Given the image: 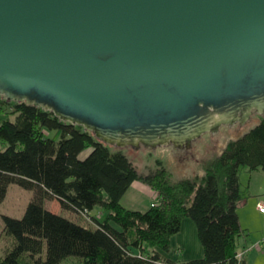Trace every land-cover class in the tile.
Returning <instances> with one entry per match:
<instances>
[{
    "label": "water",
    "instance_id": "95a60500",
    "mask_svg": "<svg viewBox=\"0 0 264 264\" xmlns=\"http://www.w3.org/2000/svg\"><path fill=\"white\" fill-rule=\"evenodd\" d=\"M0 96L184 164L264 117V0H0Z\"/></svg>",
    "mask_w": 264,
    "mask_h": 264
},
{
    "label": "trees",
    "instance_id": "16d2710c",
    "mask_svg": "<svg viewBox=\"0 0 264 264\" xmlns=\"http://www.w3.org/2000/svg\"><path fill=\"white\" fill-rule=\"evenodd\" d=\"M4 102L0 96V108ZM12 112L15 120L0 123V203L10 183L34 194L21 218L2 214L12 242L0 264H248L246 253L238 256L240 171H264V117L230 138L201 176L173 181L161 161L140 172L121 148L52 111L15 101ZM53 129L58 138L48 135ZM135 180L158 193L147 209L121 201ZM50 198L96 223L48 209ZM186 217L197 226L201 258L181 260L172 242Z\"/></svg>",
    "mask_w": 264,
    "mask_h": 264
},
{
    "label": "rangeland",
    "instance_id": "374dc122",
    "mask_svg": "<svg viewBox=\"0 0 264 264\" xmlns=\"http://www.w3.org/2000/svg\"><path fill=\"white\" fill-rule=\"evenodd\" d=\"M14 102V100L5 99L4 104H2L3 108H0V123H2V121L5 119L15 120L16 114L12 112L14 108ZM258 118L260 120L261 116L255 117L256 120ZM253 125L254 123L248 125L246 128H250ZM221 131H223L224 135L219 137L217 140L213 138L211 133L203 134V136L195 143V146L189 150L195 159L189 157V162L179 165L175 163L176 160H173L172 156L170 155L171 147H164V152L163 147L158 148L156 151H150L148 149L137 150L130 146L121 149L130 157L140 172L148 173L155 170L159 166V161H161L162 165L168 171H170L172 180L177 181L182 178L195 177L198 175L201 176L204 173L205 163L212 157L219 154L220 151H222L223 145L226 143V141L234 137L229 126H223ZM47 133L51 137H59V133L55 129L49 130ZM115 148L116 147L112 146V149ZM248 173L249 171L246 169V167H243L240 171L241 188L244 192L245 199L252 200L257 196H264V171L259 173L262 174L261 177L255 173L252 177V180L250 179ZM138 184L139 181H136L134 186H137ZM134 186L129 188L122 199L125 205L134 209L144 210L152 205L154 201H157L158 193L155 189L154 191L156 196L152 201V198L148 192L143 189L136 190L137 188L135 189ZM253 190L257 192L252 194ZM33 194V190L24 188L18 183H10L8 185L7 194L4 200L0 203V256H4L6 254V251L12 242V237L4 232V221L2 214L21 218L24 215L26 207L32 199ZM46 206L52 211L71 215L81 221L96 223L94 216H89V220L82 213L72 212L62 208L60 202L56 198L47 199ZM97 212L98 210L94 214L99 215ZM251 220L254 221L253 219ZM252 225H254L253 230H251L248 235L241 236L239 238V248L241 251H244V253H248L250 246L254 244V248L250 252L249 256H247V261L249 260L250 264H264V251L256 246L257 240H255L257 239L255 238L256 235L261 233V230L264 231V221L260 220L258 223L255 222ZM175 236H177V234ZM249 236H251V238H249ZM246 237L247 239H245ZM172 242L175 244V241ZM174 246H176V244Z\"/></svg>",
    "mask_w": 264,
    "mask_h": 264
},
{
    "label": "crops",
    "instance_id": "0c3cea01",
    "mask_svg": "<svg viewBox=\"0 0 264 264\" xmlns=\"http://www.w3.org/2000/svg\"><path fill=\"white\" fill-rule=\"evenodd\" d=\"M256 123H254V124H256ZM238 127L239 126H234V127H230V128L232 130V129H236ZM247 129H249V128L243 129L240 133H237V135L235 137H237L239 134L243 133ZM235 137H232V138H235ZM226 143H227V141H226ZM226 143L223 145V148L225 147ZM88 152H89V150H85L84 152L81 153V156L85 157L88 154ZM246 169H248V168H246ZM248 171H249L248 175L250 176L251 180H252V177L255 173H256V175H258L260 177L262 176V174H259L262 172V170H260V169H256V170H252V171L248 169ZM136 181H139V184L137 186H134ZM132 186H134L135 189L137 188L136 190H138V189L145 190L146 192H148L150 194L152 201L154 200L156 193L150 185L146 184L145 182H143L141 180H135L130 187H132ZM256 192L257 191L253 190L252 194H255ZM125 194H124V196H125ZM123 197H122V199H123ZM122 199H121V201H122ZM259 202L264 203V196H257L256 198H253L252 200H247L244 197L243 202L239 205L238 212H239L242 227L245 229V235H248L250 233V231L253 230V226L255 225V224L252 225L253 223H255V222L258 223L260 220L264 221V213L260 212V210L258 208ZM122 203H123V201H122ZM125 206L129 207L127 205H125ZM129 208H131V207H129ZM251 219H253L254 221H252ZM263 237H264V231L261 230V233L256 235L255 238H257V239H255V240L258 241ZM249 238H251V236H249ZM245 239H247V237ZM172 241H175V244L177 245V249H178L177 252L179 253V257L181 260H190V259H195V258H201L204 254L203 245H202V243L199 239V236H198L197 226H196L195 222L193 220H191L189 217H186L183 219L181 230L177 233V236L174 235L172 237ZM253 245L250 246L248 253H246V255H245L246 259L248 258L247 256H249L250 252L254 248ZM258 253H260V252H258ZM247 262H248V264H250L249 260Z\"/></svg>",
    "mask_w": 264,
    "mask_h": 264
},
{
    "label": "built area",
    "instance_id": "2783aa9c",
    "mask_svg": "<svg viewBox=\"0 0 264 264\" xmlns=\"http://www.w3.org/2000/svg\"><path fill=\"white\" fill-rule=\"evenodd\" d=\"M258 208H259L260 212L264 213V203L259 202ZM256 246L264 251V237L257 241ZM243 253H244L243 251H240L238 253V256L242 257Z\"/></svg>",
    "mask_w": 264,
    "mask_h": 264
},
{
    "label": "flooded vegetation",
    "instance_id": "af4514ba",
    "mask_svg": "<svg viewBox=\"0 0 264 264\" xmlns=\"http://www.w3.org/2000/svg\"><path fill=\"white\" fill-rule=\"evenodd\" d=\"M189 151V150H188Z\"/></svg>",
    "mask_w": 264,
    "mask_h": 264
}]
</instances>
